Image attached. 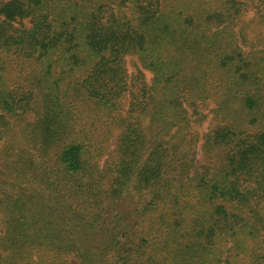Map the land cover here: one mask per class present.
Instances as JSON below:
<instances>
[{"label": "trees", "instance_id": "trees-1", "mask_svg": "<svg viewBox=\"0 0 264 264\" xmlns=\"http://www.w3.org/2000/svg\"><path fill=\"white\" fill-rule=\"evenodd\" d=\"M0 144V264H264V0H0Z\"/></svg>", "mask_w": 264, "mask_h": 264}, {"label": "rangeland", "instance_id": "rangeland-1", "mask_svg": "<svg viewBox=\"0 0 264 264\" xmlns=\"http://www.w3.org/2000/svg\"><path fill=\"white\" fill-rule=\"evenodd\" d=\"M251 16L252 13H248L247 19H250ZM127 66L131 74L137 73L138 68L140 67L137 57L130 56L128 58ZM28 67V65L24 66L23 59L21 56L10 53V55L8 56V64L6 68L7 77L14 81L25 83L27 80L29 82V73L26 71V68ZM146 73L147 78L150 79L152 77V74L149 71H146ZM127 104L129 105V102H127ZM214 108L215 104L211 101L205 103L204 105H201L199 107L200 114L194 116V119L191 122V125L189 126V130L193 132L194 140L200 152V154L198 153L197 157H199L201 163L207 162V157H209V155L204 152V150H200V148L202 146L203 133L207 132L211 127H214L217 123L215 113L213 112ZM113 141L109 146V151H112L115 147ZM3 145L4 144H0V148H3ZM108 157V154H104V156L102 157V162Z\"/></svg>", "mask_w": 264, "mask_h": 264}]
</instances>
